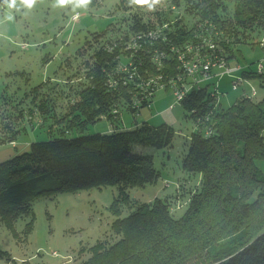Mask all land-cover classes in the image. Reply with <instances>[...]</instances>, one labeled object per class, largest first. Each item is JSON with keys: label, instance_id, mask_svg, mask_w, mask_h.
<instances>
[{"label": "trees", "instance_id": "obj_1", "mask_svg": "<svg viewBox=\"0 0 264 264\" xmlns=\"http://www.w3.org/2000/svg\"><path fill=\"white\" fill-rule=\"evenodd\" d=\"M181 1L195 23L191 28L181 21L171 25V41L177 47L192 39L199 22L208 21L222 35L238 36L240 41L243 36L248 38L247 32L264 28V0H173V6ZM229 6L234 9L228 10ZM138 11H131L125 33L151 26L153 21ZM155 15L157 22L172 21L165 12ZM112 38L115 36L108 37L104 44ZM226 40L223 46L229 65H239L244 79H258L264 91V72L244 71L235 44L230 47L231 39ZM157 47L166 53L162 70L152 62ZM103 48L94 55L88 87L64 119L56 121L61 127L57 125L48 140L32 143L29 152L0 164V224L13 232H17L19 221L26 220L25 235L31 233L35 222L33 201L43 194L119 186L124 202L130 199V189L154 184L159 178L153 156L139 154L134 146L170 148L176 131L167 124L124 128L118 114L125 108L137 113L132 107L137 91L132 84L123 85L114 73L120 52L112 54ZM171 49L163 43L145 46L135 57L138 76L131 82L139 76L147 79L150 74L164 79L177 77L180 62ZM112 78L119 85L117 89L110 84ZM210 85L194 87L181 102L199 126L183 153L182 169L202 177L184 215H173L169 198L137 201L129 216L115 222L117 241L98 242L87 257L80 252L75 257L77 264H264V172L256 164L264 159V94L253 101L239 98L224 108ZM51 105L50 100L38 105L44 121L51 116ZM105 117L112 122L111 131L87 134L90 126ZM53 127L55 123L50 129ZM19 131L15 130L11 138H17ZM24 131L25 126L19 133ZM117 204L118 200L114 208ZM114 210L119 211L118 205ZM236 236L237 246L203 256L211 245ZM0 254L5 252L0 250Z\"/></svg>", "mask_w": 264, "mask_h": 264}, {"label": "rangeland", "instance_id": "obj_2", "mask_svg": "<svg viewBox=\"0 0 264 264\" xmlns=\"http://www.w3.org/2000/svg\"><path fill=\"white\" fill-rule=\"evenodd\" d=\"M172 1L148 0L155 5L149 10L148 4L129 2L126 7L128 0H89L86 7H74L76 0H67L63 7L53 6L57 0H37L33 9L14 12L11 21L5 18L6 11L0 7V164L29 152L32 143L48 140L57 125L61 127L56 121L64 119L69 107L88 87L87 76L95 63V53L102 46L107 48L104 42L108 37L128 31L126 24L131 11L140 9L138 12L153 22H157L154 19L156 12H165L173 22L181 21L191 28L195 21L187 14L185 2L173 6ZM231 9L234 7L229 6L228 10ZM78 13L79 21L73 22V16ZM247 34L248 38L243 36L241 41L234 35L222 37L231 39L230 47L235 44L234 51L239 55L243 70L258 72L259 65L264 66V48L260 45L264 28H256ZM130 60L131 57L126 55L118 59L117 67L124 68L127 73L123 78L119 77L123 85H133L131 68H126ZM250 83L259 90L256 98L259 100L264 94L260 81L253 79ZM207 84H211L212 91L217 90L219 84L218 102L224 108L233 105L241 91L250 87L243 84L234 91L229 76L203 85ZM169 86L165 84L157 89L150 107L138 108L136 114L125 108L118 114L126 129L143 123L150 126L167 124L175 129L176 137L170 148L134 146L139 154L153 156L158 180L146 187L130 189V199L124 202L119 197V186L43 194L33 201L35 222L30 234L25 235L26 220L18 222L17 232L0 224V250L5 252L0 254V264H77L80 252L87 257L91 247L98 242L117 241L114 224L119 218L129 216L137 201L150 203L169 198L173 215L176 218L184 215L187 201L200 188L202 177L182 169V156L199 126L182 103L177 102L175 91ZM118 87L115 84L114 89ZM142 88L147 89L141 86L139 94L143 92ZM46 100L52 102L49 113L54 114L48 121H44L37 111L41 101ZM111 123L105 117L90 126L87 134L108 132ZM24 126L27 131L19 133ZM15 130H20L18 136L11 138ZM256 164L264 172V159L257 160ZM116 200L118 212L114 210L117 209V205L114 208ZM237 239L238 236L217 242L205 249L203 256L211 257L226 246H237Z\"/></svg>", "mask_w": 264, "mask_h": 264}, {"label": "built area", "instance_id": "obj_3", "mask_svg": "<svg viewBox=\"0 0 264 264\" xmlns=\"http://www.w3.org/2000/svg\"><path fill=\"white\" fill-rule=\"evenodd\" d=\"M80 19V14H75L72 18L73 22H78ZM173 20L171 22H152L146 30L136 33H123L118 37H115L107 44V50L110 53H115L119 51L117 60L121 59L123 56H130L131 60L126 65V68L130 69L131 78L138 76L135 67V57H137L140 52L145 48V46L155 44H164L170 46L172 51L178 55V60L180 65H178L177 77L164 79L151 75L147 79L142 77H137L133 86L135 87L136 95L132 98V107L135 110L138 108H143L149 106L153 103V97L155 96L157 89L165 84H170L169 88L175 91L176 99L178 103H181L188 95V93L194 87H202L205 83H211L216 79H221L225 76H229L233 80V90L237 91L241 88L243 84H249V88L243 89L241 98H246L249 100H256L259 90L250 83V80L244 79L239 72L241 67L229 65L227 61L226 48L223 46V41H227L222 38V33L218 31L212 24L208 21L196 23V29L193 32V37L185 45L177 47L171 41L172 27L174 24ZM260 42L262 48H264V39ZM123 55V56H122ZM155 58L152 62L157 66L158 70L163 69V62L166 57L164 49H157L154 52ZM176 58V57H175ZM227 58V59H226ZM119 67V61H118ZM116 68L115 74L118 77H122L127 74L124 68ZM263 64L259 65L258 72L263 73ZM123 78V77H122ZM119 81V80H118ZM110 84L112 87L118 85L115 78L110 79ZM154 84H157L154 86ZM214 92V97L218 99L219 91ZM146 87L139 94L140 87ZM162 88V87H161ZM165 90V89H163ZM55 253V254H54ZM53 254L57 256V253Z\"/></svg>", "mask_w": 264, "mask_h": 264}, {"label": "clouds", "instance_id": "obj_4", "mask_svg": "<svg viewBox=\"0 0 264 264\" xmlns=\"http://www.w3.org/2000/svg\"><path fill=\"white\" fill-rule=\"evenodd\" d=\"M37 0H0V7L6 11V19L11 21L14 19V12H20L21 9L31 10L36 6ZM89 0H76L74 7H86ZM134 5L148 4L149 10L154 8V3H148V0H131ZM67 0H57L54 7H63Z\"/></svg>", "mask_w": 264, "mask_h": 264}, {"label": "crops", "instance_id": "obj_5", "mask_svg": "<svg viewBox=\"0 0 264 264\" xmlns=\"http://www.w3.org/2000/svg\"><path fill=\"white\" fill-rule=\"evenodd\" d=\"M230 79H231V78H230ZM242 93H243V91H241V96H242ZM241 96H240V98H241ZM237 99H239V98H237ZM109 131H111V128H110V130H109ZM109 131H108V132H109Z\"/></svg>", "mask_w": 264, "mask_h": 264}]
</instances>
